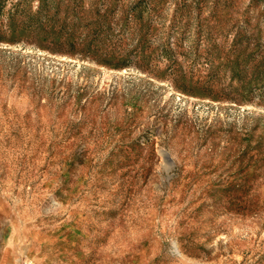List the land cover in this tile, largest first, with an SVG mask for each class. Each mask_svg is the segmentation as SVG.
Segmentation results:
<instances>
[{"label":"rangeland","instance_id":"374dc122","mask_svg":"<svg viewBox=\"0 0 264 264\" xmlns=\"http://www.w3.org/2000/svg\"><path fill=\"white\" fill-rule=\"evenodd\" d=\"M0 264H264V0H0Z\"/></svg>","mask_w":264,"mask_h":264}]
</instances>
